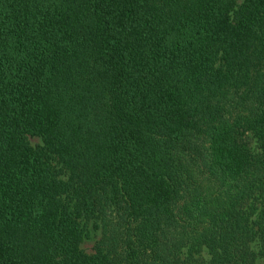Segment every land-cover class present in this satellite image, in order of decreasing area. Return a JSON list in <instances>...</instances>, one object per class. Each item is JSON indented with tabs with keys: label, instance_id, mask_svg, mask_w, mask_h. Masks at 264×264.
I'll list each match as a JSON object with an SVG mask.
<instances>
[{
	"label": "trees",
	"instance_id": "obj_1",
	"mask_svg": "<svg viewBox=\"0 0 264 264\" xmlns=\"http://www.w3.org/2000/svg\"><path fill=\"white\" fill-rule=\"evenodd\" d=\"M258 257L264 0H0V264Z\"/></svg>",
	"mask_w": 264,
	"mask_h": 264
},
{
	"label": "rangeland",
	"instance_id": "obj_2",
	"mask_svg": "<svg viewBox=\"0 0 264 264\" xmlns=\"http://www.w3.org/2000/svg\"><path fill=\"white\" fill-rule=\"evenodd\" d=\"M31 142L34 145L42 144L41 137H32ZM100 238V230L98 226L95 224L94 221H92L88 226V235L86 236L82 247L89 253L93 252L94 246L96 242ZM258 264H264V259L262 257H258Z\"/></svg>",
	"mask_w": 264,
	"mask_h": 264
}]
</instances>
